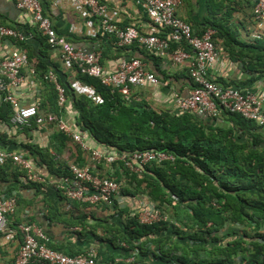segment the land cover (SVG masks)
<instances>
[{
  "label": "built area",
  "instance_id": "obj_1",
  "mask_svg": "<svg viewBox=\"0 0 264 264\" xmlns=\"http://www.w3.org/2000/svg\"><path fill=\"white\" fill-rule=\"evenodd\" d=\"M45 1L48 12L41 0H15V5L18 10L30 15L33 28L46 40L52 60L68 75L74 93L90 99L93 105H101L103 97L93 86L83 83L80 77L98 80L103 87L109 88L111 93L116 91L127 102L134 97L136 91L159 85V80L147 69L142 59L132 54L120 56L113 70H108L102 65L103 49L98 44L90 42L88 47L75 45L73 41L76 39L91 41L101 38L108 42L106 46L112 39L116 49L136 46L147 54L168 57L177 67L186 66L194 87L186 96H174L171 103L178 114L188 112L202 119L219 120L222 112H229L252 121L258 127H264V98L251 91L225 86L212 75L211 71L218 63L222 51L213 43L214 32L211 29L198 35L179 16L183 0ZM110 3L114 4V8L119 3L126 12L139 11L155 30H141L135 24L120 23ZM55 11H72L80 19L69 26L68 39L57 33L50 14ZM252 14L254 28L250 34L251 39L264 40V0H255ZM2 39H11L16 44V48L0 59V104H7L12 110L8 124L14 128H24L33 120L38 123L46 120L77 144L86 157V163L73 161L67 166L68 174L58 177L56 189L61 195L66 200L81 205L104 206L117 211L135 202V216L139 224H173V220L149 198L140 194L136 197L123 194V188L129 187L126 179L117 181L103 176L97 172V168L121 163L129 176H139L148 167H160L165 162L173 163L174 156L154 149L131 154L97 149L90 146L87 133L78 130L72 118L69 122L57 114L39 118L40 102L23 106L17 92L27 80L22 70L28 66V57L24 50L17 47V44L25 41V35L20 30L0 24V40ZM33 73L30 71V74ZM47 78L56 87L58 107L67 110L64 90L58 84L55 73L49 71ZM7 163L24 172L26 181L37 184L44 182V178L35 171L26 155L9 151L0 144V165ZM17 206L16 192L0 195V244L7 245L19 235L21 238L13 264H96V248L70 256L49 248V238L35 223L23 221L12 225Z\"/></svg>",
  "mask_w": 264,
  "mask_h": 264
},
{
  "label": "trees",
  "instance_id": "obj_2",
  "mask_svg": "<svg viewBox=\"0 0 264 264\" xmlns=\"http://www.w3.org/2000/svg\"><path fill=\"white\" fill-rule=\"evenodd\" d=\"M209 1V18L195 33L201 35L211 29L214 32L212 41L221 49L222 55L236 58L245 71L263 78L264 40L249 44L239 41L236 32L227 24L234 9L222 1ZM41 3L48 12L47 2L41 0ZM219 14L220 18L217 17ZM40 42L43 60L37 61L36 72L47 89V97L40 105L43 110L57 115H65L66 112L65 108L58 107L56 87L47 78L53 69L58 84L64 90L66 104L71 105L75 127L87 133L100 147L118 154L154 149L175 158L173 163L146 168L142 175H131L129 187L122 190L128 196L139 191L160 205H169L171 210L163 211L174 223L141 225L136 218H131L125 229L115 232V239L125 242L129 250L137 249L141 255L145 245L151 243L158 247L153 256L162 262L264 264L263 233L256 231L248 239L253 251L240 258L238 254L243 244L240 237H232L216 247H213L214 241L209 244L204 239V235L215 238L211 235L219 233L227 225L249 222L258 227V222L264 221V127L229 112H222L221 118L228 120L231 128L217 125L216 119L206 120L188 112L154 111L137 96L127 102L116 91L111 93L109 88L103 87L98 80L80 77L83 83L93 86L102 95L103 103L95 106L90 99L74 93L68 75L50 61L46 40L43 38ZM108 45L120 54L119 57L121 54L128 56V50L144 53L136 46L116 49L112 39ZM20 46L28 50L26 44ZM11 114L9 105L0 104V119L8 123ZM55 139L59 143L55 147V153H58L67 138L59 132ZM120 168L128 178L121 163ZM67 174L66 167L63 175ZM119 178L118 175L111 179L120 181ZM138 239H145V242L133 245ZM207 243L209 246L205 245ZM48 247L59 250L49 244Z\"/></svg>",
  "mask_w": 264,
  "mask_h": 264
},
{
  "label": "crops",
  "instance_id": "obj_3",
  "mask_svg": "<svg viewBox=\"0 0 264 264\" xmlns=\"http://www.w3.org/2000/svg\"><path fill=\"white\" fill-rule=\"evenodd\" d=\"M215 1L217 3L222 1L224 5L234 9L227 24L236 32L238 40L248 44L253 43L250 34L254 28L252 7L255 0ZM116 4L117 8H114L112 3H110V7L117 13L120 23H132L141 30H155L150 21L139 11L126 12L119 3ZM208 4L211 5L209 0H184L178 14L190 23L193 31L196 32L203 28V22L209 18ZM50 14L59 36L68 39L69 26L80 21L78 15L72 11H55ZM217 17L220 18L221 14ZM0 24L22 31L25 35L23 43L28 46L27 50V48L20 46L23 43L17 44L18 48L20 47L26 52L27 57L30 56L28 66L22 70V74L27 80L17 91L20 94L21 104L28 106L38 101L41 105L47 97V89L39 79L36 66L37 61L43 60L40 57V50L42 49L40 39H43V37L33 28L30 15L16 8L15 0H0ZM73 42L75 45L85 47H88L90 42L98 44L104 51L102 65L108 70H113L120 58V54L109 45L106 46L108 42L101 38L91 41L76 39ZM14 47L16 48V44L11 39L0 40V59L6 56ZM237 50L236 48L235 51ZM128 51L129 54L142 59L147 65V69L159 80V85L138 90L135 92L137 95L134 93L133 96H137L138 99H142L147 104H149L148 101L164 104V110L175 112L171 103L174 96H186L194 87L188 77L187 67L173 65L168 57L162 58L145 52L142 55L138 51ZM49 59L54 63L50 53ZM30 71L34 73L30 74ZM50 71L54 72L53 69ZM211 73L223 85L251 91L264 98V77L258 78L256 73L245 71L243 64L234 57L231 59L221 55ZM65 111V115H60L69 122L71 121V114H73L71 105H67ZM50 114L53 113L40 107L39 118H45ZM216 123L224 128L232 127V124L223 118L217 120ZM58 133L56 126L46 120L39 123L33 120L27 127L14 128L0 119V144L9 151L21 152L26 155L31 160L35 171L44 178L42 183H30L26 181L25 173L13 164L10 166L9 164L0 165V195L11 192H16L18 195L17 211L11 224L16 225L23 221L35 223L49 238L48 244L65 254H77L89 248H96L98 250L96 264H174L173 261L162 262L155 258L153 253H157L158 247L151 243L145 245V248L141 250V253H143L141 255L137 249L130 248L129 250L125 242L115 239V232L118 229H125L127 221L136 218L137 206L135 202H131L123 210L117 211L104 206L81 205L68 201L61 195L56 189V182L58 177L63 175L64 168L73 161L86 163L87 160L78 145L68 138L64 142L62 150L55 153V147L59 144L55 139ZM86 135L90 146L103 149L88 134ZM120 171V163L102 165L97 168L99 174L111 178H117L119 175V179H126V185H129L128 182L131 176L128 174V178H125L122 171ZM141 187L144 189L143 185ZM137 194L149 198L146 194L139 193V191L132 197H136ZM154 203L162 210H171L167 204ZM110 239H113V242ZM144 240L138 239L133 245H140V243L145 242ZM20 243L21 238L19 235L7 245L0 244V264H13V258Z\"/></svg>",
  "mask_w": 264,
  "mask_h": 264
},
{
  "label": "rangeland",
  "instance_id": "obj_4",
  "mask_svg": "<svg viewBox=\"0 0 264 264\" xmlns=\"http://www.w3.org/2000/svg\"><path fill=\"white\" fill-rule=\"evenodd\" d=\"M215 2V1H214ZM149 104L148 107L154 111H160V110H164V104H157L154 103L152 101H148ZM168 211V210H166ZM259 226L255 227L253 226L254 224L246 222L245 224H232V225H227L226 228H224L222 231H220L217 234H212V237L215 238H211L207 235H204V239H207V242L210 244L212 241H214L213 243V247H216L217 245L221 244L222 242H227L230 241V239L233 237H240L243 244L241 249L239 250V254L238 257L240 258L243 255H248L250 253H252L253 249L250 246V243L248 242V239H250V237H253V235L256 233V231L258 233H263L264 234V221H260L258 222ZM227 232V233H226ZM192 243V242H190ZM207 244V246H209ZM244 249V250H243ZM217 253V252H215Z\"/></svg>",
  "mask_w": 264,
  "mask_h": 264
}]
</instances>
